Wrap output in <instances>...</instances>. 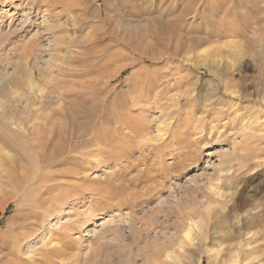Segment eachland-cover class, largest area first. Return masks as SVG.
Segmentation results:
<instances>
[{"label":"rangeland","instance_id":"374dc122","mask_svg":"<svg viewBox=\"0 0 264 264\" xmlns=\"http://www.w3.org/2000/svg\"><path fill=\"white\" fill-rule=\"evenodd\" d=\"M0 3V34H10L0 50V110L20 108L27 99L8 81L18 76L17 63L26 62L22 49L35 41L27 71L44 93L61 81L66 99L65 107L54 104L58 121L68 114L79 129L88 128L106 90L113 117L95 126L104 133L101 142L82 145L71 153L74 159L46 169L65 172L58 178L68 187L56 192L66 195L54 211H40L34 230L23 231L28 239L14 247L21 258L15 264H151L156 255L157 264H198L200 256V264H222L220 249L240 240L236 216L256 219L264 264V0ZM148 17L161 21L148 23ZM128 24L138 39L148 32L146 40L126 45L106 31ZM184 37L200 40L186 54ZM2 144L0 178L7 180L20 158ZM3 184L0 231L22 219L8 200L13 186Z\"/></svg>","mask_w":264,"mask_h":264},{"label":"bare ground","instance_id":"6f19581e","mask_svg":"<svg viewBox=\"0 0 264 264\" xmlns=\"http://www.w3.org/2000/svg\"><path fill=\"white\" fill-rule=\"evenodd\" d=\"M187 5H189V1H188ZM212 7H214V5ZM182 9H180V10H182ZM185 10H186V8H185ZM148 18H150V17H148ZM150 21L153 22V23H159L161 20L159 19V17H157V18L152 17V18L147 20L148 23ZM133 24H135V23H133ZM144 26H146V27H144ZM143 28H148V25H143ZM135 29L136 28L132 29V26H129V24H128V26H126L125 29H119V30L116 29L115 30L114 27H110L109 26L108 29L106 28V31L108 30L109 34L117 42H119V43L122 42V43H124L126 45L127 44H131L132 45V44H134L135 41L139 40L140 38H141L142 41H145L146 38H147V37H145V35H147V33H148V32H146L145 34L143 33V36L142 37L139 36L140 38L138 39V38H136V35L134 33ZM136 31H138V30L136 29ZM170 32H171V29H170ZM166 33L171 35L169 32H166ZM174 33H173V35H174ZM9 35H3L2 36L0 34V50H1V48H3L4 43H6L8 41V38L10 40V37H8ZM170 37H173V36H170ZM170 37H169V39H170ZM175 37H173L172 40H174ZM183 39H185V37ZM192 39H194V38H192ZM189 40H191V39H189ZM198 40L199 39L196 38L195 40L189 41L188 43H187L188 40H186L185 42L187 43V49H186V51L184 53L185 54L189 53L191 51V49H193V47L197 44ZM203 41H205V40H203ZM26 42L28 43V41H26ZM34 42L25 45V47L23 46L24 48L20 52L19 57L24 59V60H26V62H29L28 59L29 58H33L37 54L36 53L37 49H36V45H35ZM180 43H181V41H180ZM218 51H220V49ZM69 52H74V51H72V50L71 51H67V53H69ZM201 53H202V51H201ZM219 53H221V52H219ZM153 57H156V56H153ZM205 58H207V57H205ZM19 62L20 63L19 64L17 63V65L15 66V69H14L16 71V74L19 77L18 76L10 77V79L8 81V85L10 84V85H12L15 88L21 89L22 93L24 92L25 97L27 96V99H25V102L22 103L23 105L20 108H18V107H9L8 109L0 110V125H1L0 126V143H3L2 145L6 146V148L7 147H11L15 151V153L18 154V156L20 158V161L16 162V159H15V162H13V166H12V168L10 169V171L8 173V179L7 180H2V178H0V185H2L4 183V184H11L13 186L12 188H14L13 190H15V193L12 194L8 198V200L10 202H11V200L15 202L16 211H17L16 214H22V219L20 220V222H18L16 224H13L11 222H7L6 226H5L6 229L0 231V264H15L17 262L20 263L21 258L19 257V255L14 253V251H15L14 247L16 245H18L19 242L24 241L28 237V235H25L23 231L24 230L27 231V229H30V228H33V230H34V226L36 228V225L38 224V222H39V220L41 219V216H42V215H40L41 214L40 211H42V210L48 211V212H49V210H53L54 211V209L58 206L59 202L62 201V199L66 195V193L63 192V190H60V191L56 192L57 189H59V188L62 189L63 187H65L67 185V184H64L63 181H60L59 178H58V176L65 175V172H60L59 174L58 173L54 174L52 172L46 171V169L55 167L56 165L57 166L58 165H62V164H64V162H66L68 160H71L73 158L71 153L74 152L78 147H80L82 145L83 146H85V145L89 146V145H94V144H97V143L101 142L102 141L101 137H103L101 135V133H103V132H101L99 130L96 131L95 130V126L97 125V123H99V124L100 123H104L105 124V123H108L109 121L113 120V117H112L111 113L108 112V109L106 108V104H107L106 102L108 101L107 98H108V96L110 94V90H106L105 94H103L100 98H98V104H99L98 114H94V115L92 114V115L89 116V119L87 118L88 123H90V124H88L89 125L88 128H85L83 130L79 129L76 126L77 124L75 125V123L73 122V119L70 118L68 116V114H67V118H66L67 120H61V118H60L61 121H58L57 117H56V109H57V107H54V104H55V106H58V105L60 106V105H62V103L66 99V97L64 95L65 93L62 92V91H65V88H64L63 85L62 86L59 85L61 83V81L58 83V86L55 85V84H53V86L51 85L50 93L48 92V90L45 89V91H46L45 93L48 92L47 94H45L44 91H43L44 88H42L38 84L39 80H38V78H36L35 73L33 71L32 72L34 74L31 71H27L26 62H25V64L21 63V61H19ZM27 65H29V64H27ZM207 69H209V68H207ZM215 69H216V67H215ZM58 71H59V74H60L59 77L62 78V73H61L62 69L59 68ZM234 73H236V72H234ZM213 76H214V74H213ZM7 78H9V76ZM53 78H55V77H53ZM53 78L50 79L51 82L54 80ZM218 79H219V76H218ZM25 86H26V88H24ZM224 86H225V84H224ZM26 91H28V94H27ZM141 96H140V98H141ZM17 97H18V95H17ZM69 97H68V100H69ZM93 101H94V99H93ZM67 103H68V101H67ZM139 103H140V100H139ZM135 104H136V102L133 105H135ZM63 105H65V104H63ZM136 106H138V105H136ZM63 107H65V106H63ZM92 107H94V106H92ZM44 109L45 110L47 109V111L44 112ZM68 109H70V107ZM128 109H130V108H128ZM65 112L67 113V110H65ZM70 113H72V112H70ZM82 113H85V112L82 111ZM115 113H116V111H115ZM61 117H63V116H61ZM116 118H119V116L116 115ZM118 120L119 119H117V121ZM128 121H130V120L127 119V122ZM133 121H135V118H134ZM140 122H142V121H140ZM140 122H139V124H140ZM111 123H112V121H111ZM130 124H131V121H130ZM101 125L103 126V124H101ZM142 126L143 125H141V130L145 128V127L142 128ZM97 127H98V125H97ZM42 128H43V132L41 131ZM129 128H132V127H129ZM132 129H131V131H132ZM93 130H95L96 132H94ZM111 130H110V132H111ZM116 130H117V128H116ZM113 131L111 133L116 132V131H114V132ZM122 131H124V130H122ZM99 132H101V133H99ZM104 132H105V130H104ZM136 132L138 134H140L138 131H136ZM127 133H129V135H130V132H127ZM55 134H56V138H58V139L53 140L54 139L53 136ZM18 136L21 137L22 139H24V141H20V140L16 139ZM109 144H111V143H109ZM111 146H113V144ZM56 147L59 150H61L59 153H56L58 151L54 152L53 150H50V149H53V148H56ZM12 149H11V151H12ZM1 150L4 153L2 148H1ZM47 150H48V153H47ZM104 152H106V151H104ZM102 153H100V154H102ZM117 154H119V153H117ZM120 154H119V156H120ZM102 157L105 158L104 156H102ZM10 158L14 159L15 157L14 158L10 157ZM74 162H76V161H74ZM33 165L35 166V168H32ZM78 165H80V164H78ZM4 167H6L5 163H4L3 168ZM5 169H7V168H5ZM62 170H64V169H62ZM57 172H59V170ZM74 174L78 175L79 172H75ZM80 175L82 177V174H80ZM78 179H80V178H78ZM4 186L6 187V185H4ZM10 187H9V189H10ZM66 187H68V185ZM8 194H9V192H8ZM5 197H7V196H5ZM3 199H5V198H3ZM63 201H64V199H63ZM0 202H2V200ZM5 208H6V204L4 205L3 202L0 203V210L4 211ZM60 210H62V209H60ZM76 214L78 216L79 215L82 216V213L80 214V212L79 213L77 212ZM255 215H257V213ZM81 220H80V222H81ZM59 221H60V218L58 217V219L56 221L50 223L51 227L54 226V225H57L59 223ZM233 223L235 225V228L237 229V233H238V237H239L237 239H240V240H238V241L236 240L234 242H230L224 248L220 249V251H221V259H220L221 261H220V263H222V264H261L260 259H259V256L261 254V251H260L261 246L258 244V239H257V237L259 235L256 237L257 233L254 232V230H255L254 228L256 227V219L252 218V217H249V216H243V217L242 216H236L234 218V220H233ZM82 224H84V222ZM259 225H262L261 222H260ZM64 228L66 229V227H64ZM64 228H63V230H64ZM74 228H75V226H74ZM71 229H72V227H71ZM232 231H234V230H232ZM233 234H234V232H233ZM61 235H63V234L61 233ZM243 237H244V239H243ZM218 238L219 237H217V239ZM213 239H214V237H213ZM213 241H215V239ZM259 241H260V239H259ZM216 245L219 246L220 243L217 242ZM195 246L199 247V241L198 242L196 241ZM207 252H209V251H207L206 249H201V253L202 254H205V253L207 254ZM159 261H160V259L156 255L155 259L153 258L152 260H150V263L151 264H157ZM201 262H202V258L200 256L199 260H198V264H200Z\"/></svg>","mask_w":264,"mask_h":264}]
</instances>
